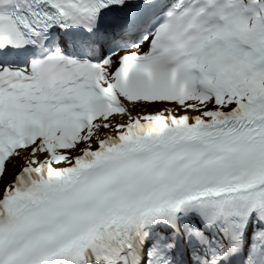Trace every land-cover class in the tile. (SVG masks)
<instances>
[{"label": "snow or ice", "instance_id": "1", "mask_svg": "<svg viewBox=\"0 0 264 264\" xmlns=\"http://www.w3.org/2000/svg\"><path fill=\"white\" fill-rule=\"evenodd\" d=\"M0 264H264V0H0Z\"/></svg>", "mask_w": 264, "mask_h": 264}]
</instances>
